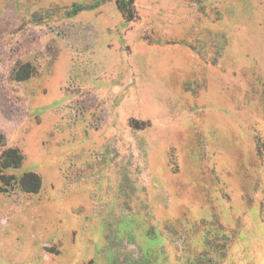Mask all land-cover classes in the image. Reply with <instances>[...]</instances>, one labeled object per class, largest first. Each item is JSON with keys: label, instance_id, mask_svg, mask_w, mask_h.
Here are the masks:
<instances>
[{"label": "rangeland", "instance_id": "1", "mask_svg": "<svg viewBox=\"0 0 264 264\" xmlns=\"http://www.w3.org/2000/svg\"><path fill=\"white\" fill-rule=\"evenodd\" d=\"M121 3L0 0V264H264V0Z\"/></svg>", "mask_w": 264, "mask_h": 264}, {"label": "trees", "instance_id": "2", "mask_svg": "<svg viewBox=\"0 0 264 264\" xmlns=\"http://www.w3.org/2000/svg\"><path fill=\"white\" fill-rule=\"evenodd\" d=\"M134 4V0H128L127 4L121 3L120 9L125 15H133V9L131 7ZM30 77L29 70H21L19 71V76H17L18 80H24ZM6 145V137L0 131V146ZM24 155L18 147H8L6 148L1 155L0 162V172L2 173L0 176V180L3 184V189L7 190L8 187H12L13 183L10 180L13 176H7L4 172L6 168L10 167H19L23 164ZM20 184L22 188L27 192L36 193L41 189L42 186V178L38 173L35 172H26L20 179Z\"/></svg>", "mask_w": 264, "mask_h": 264}]
</instances>
